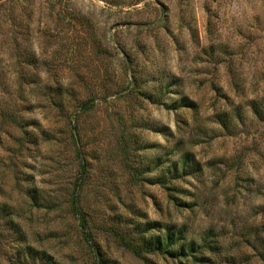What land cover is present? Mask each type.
Returning <instances> with one entry per match:
<instances>
[{"label":"rangeland","instance_id":"obj_1","mask_svg":"<svg viewBox=\"0 0 264 264\" xmlns=\"http://www.w3.org/2000/svg\"><path fill=\"white\" fill-rule=\"evenodd\" d=\"M0 264H264V0H0Z\"/></svg>","mask_w":264,"mask_h":264},{"label":"trees","instance_id":"obj_2","mask_svg":"<svg viewBox=\"0 0 264 264\" xmlns=\"http://www.w3.org/2000/svg\"><path fill=\"white\" fill-rule=\"evenodd\" d=\"M74 204V211L77 215H79V218L81 220V223L82 225L84 226L85 228V236L86 238L88 239H91L89 237H91V231H88L87 230V218H86V215H85V211L83 210V208L79 205L78 203V200L75 199V202L73 203Z\"/></svg>","mask_w":264,"mask_h":264}]
</instances>
